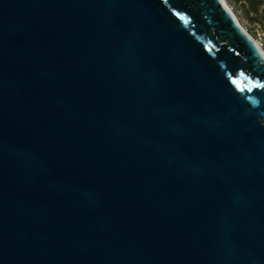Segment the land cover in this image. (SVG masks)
Listing matches in <instances>:
<instances>
[{
	"label": "water",
	"instance_id": "obj_1",
	"mask_svg": "<svg viewBox=\"0 0 264 264\" xmlns=\"http://www.w3.org/2000/svg\"><path fill=\"white\" fill-rule=\"evenodd\" d=\"M0 264H264V54L225 0H0Z\"/></svg>",
	"mask_w": 264,
	"mask_h": 264
},
{
	"label": "rangeland",
	"instance_id": "obj_2",
	"mask_svg": "<svg viewBox=\"0 0 264 264\" xmlns=\"http://www.w3.org/2000/svg\"><path fill=\"white\" fill-rule=\"evenodd\" d=\"M233 10L242 28L257 40L264 49V25L256 22L253 15H247V3L244 0H226Z\"/></svg>",
	"mask_w": 264,
	"mask_h": 264
},
{
	"label": "trees",
	"instance_id": "obj_3",
	"mask_svg": "<svg viewBox=\"0 0 264 264\" xmlns=\"http://www.w3.org/2000/svg\"><path fill=\"white\" fill-rule=\"evenodd\" d=\"M247 3V15H253L254 20L264 25V0H244Z\"/></svg>",
	"mask_w": 264,
	"mask_h": 264
},
{
	"label": "bare ground",
	"instance_id": "obj_4",
	"mask_svg": "<svg viewBox=\"0 0 264 264\" xmlns=\"http://www.w3.org/2000/svg\"><path fill=\"white\" fill-rule=\"evenodd\" d=\"M225 3H226V5L229 7V5L227 4V1L225 0ZM230 8V7H229ZM231 9V8H230ZM232 10V9H231ZM233 11V10H232ZM234 13V12H233ZM235 14V13H234ZM236 16V15H235ZM236 18H237V16H236ZM238 20V22H239V19H237ZM239 25H240V27L242 28V26H241V24H240V22H239ZM242 30L258 45V47H259V49L261 50V52L264 54V49H263V47L261 46V44L257 41V40H255L251 35H249V33L248 32H246L243 28H242Z\"/></svg>",
	"mask_w": 264,
	"mask_h": 264
}]
</instances>
